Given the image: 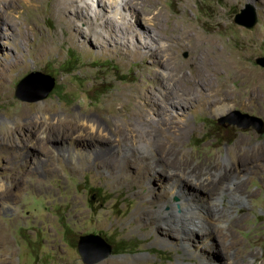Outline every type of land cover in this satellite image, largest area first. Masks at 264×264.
Returning a JSON list of instances; mask_svg holds the SVG:
<instances>
[{"label": "rangeland", "instance_id": "rangeland-1", "mask_svg": "<svg viewBox=\"0 0 264 264\" xmlns=\"http://www.w3.org/2000/svg\"><path fill=\"white\" fill-rule=\"evenodd\" d=\"M129 3L141 14L126 0H0V264H85L78 242L89 234L113 247L96 264H264V135L218 122L236 110L264 120V67L256 63L264 56V0ZM246 5L257 15L250 29L235 23ZM147 25L155 29L156 39L147 38ZM181 36L215 39L219 50L233 54L238 67L251 74L244 78L220 72L229 78L224 92L237 97L225 114L192 103L184 110L169 109L178 116L172 129L177 135L161 139L152 128L164 146L156 150L165 158L163 170L146 176L155 184L130 180L148 162L136 159L130 175L110 179L101 159L88 163L59 151L70 142L87 143V136L113 146L132 141L123 126L137 118L140 101L132 97L138 86L165 101L156 87L166 69L157 64L152 49L171 45L185 74L195 73L194 46L187 38L185 45L180 43ZM32 72L55 79L44 99L39 100L36 85L18 87ZM171 91L173 97L180 94L173 87ZM252 92L261 100L245 102ZM83 118L104 121L108 135L91 133ZM229 156L235 158L230 166ZM49 158L43 168L32 169L33 159ZM94 160H100L95 168ZM164 176H181L179 189L173 191ZM214 177L218 182L229 178L224 185L237 184L247 198L214 195L217 182L208 184ZM150 191V197H139ZM182 199L203 207L211 216L209 224L188 229L180 218ZM143 207L150 209L149 215H131ZM215 212L223 220L216 227ZM218 244L228 252L218 250Z\"/></svg>", "mask_w": 264, "mask_h": 264}, {"label": "bare ground", "instance_id": "bare-ground-1", "mask_svg": "<svg viewBox=\"0 0 264 264\" xmlns=\"http://www.w3.org/2000/svg\"><path fill=\"white\" fill-rule=\"evenodd\" d=\"M118 2L121 3L124 2V0H117V3ZM125 5H127L133 12L141 14L139 10L135 7V5L129 3V0H126ZM138 20H139L138 17H136V22ZM144 30L145 33L147 34L148 39L155 38L154 36L155 29H151V27H148L147 25L146 27H144ZM186 38L190 39V43L194 46L193 48L194 52H196L197 63H196L195 73L191 76H187L185 74V64H183L177 56L171 54V52L173 51L171 45H167L164 43L163 46L155 47L154 49H152L151 51L152 55L156 56V58L159 60L157 64H161V66L165 65L166 70L164 69L165 72L162 71L160 76H158V86L156 87V91H158V93H160L164 97L165 101H158L154 97L155 94L153 92H150L151 90L149 91L144 86L141 87L138 86V91L134 93L132 97L134 101L136 102L140 101L137 105V110H136L137 118H131L130 120L127 121V124L123 126L124 129L123 133H125L128 137H131L132 141L129 140L125 141L123 143L124 146H122L119 143L117 146H113L111 145L110 142H103L102 140L88 138L87 136L86 138L89 140L87 143H81L79 141L70 142L68 145L65 146V148H61L59 151L64 155L68 154L72 156L73 159L75 158L82 160L84 159V161L88 163L90 159H94V157H96L97 159H101L102 161L100 163L102 165V168H108L110 170V175H109L110 179H114L115 177H117V175L129 174L128 168L134 165L133 163L135 162L136 159H139V163H141L142 161L145 163L148 162L149 166L147 167V169L146 170L136 169L137 171L134 172L133 176L131 175L132 177H130V180H132V182L135 181L137 183L140 182L142 183L146 181L147 183L153 184L155 182V179H151V178L147 179L146 176L149 173L155 174L163 170V165H164L163 160L165 159L164 154H160L159 149L156 150V148L164 147L161 144L162 142L160 141L163 136L172 137L173 135H177L172 132V129H174L173 122L174 121L177 122L178 116L175 117L171 113L172 111L170 112L169 109L171 108V109L184 110L186 108H189L192 103H195L203 107L205 111H208L210 113L218 114V115L225 114L230 110L232 104L236 103L237 97L233 95L228 96L226 92H224V86L227 85L229 78L228 76L222 77L220 75V72L225 71L228 74L231 73L233 77H244V78L245 77L248 78L251 74L250 70L246 69V67L245 68L238 67L236 59L233 54H230L229 52L224 50H219L217 47V41L215 39L211 38L206 42H203L202 40L195 41V38L181 36L180 39L178 38V41L185 45ZM164 52L165 54L163 55ZM171 87L176 89V91L180 92V94L174 97L171 96L172 95ZM221 92L224 94V96H222ZM255 99L261 100V97L257 93L252 92V94L245 100V102L256 101ZM151 114L152 115L156 114L161 118L158 120L154 119ZM130 116H132L131 113ZM84 117L86 118V116ZM133 119H137L138 121L137 120L133 121ZM144 121L146 122L143 124ZM179 123H181V120L179 121ZM83 125H87L88 128L90 129V132L93 134L106 136L109 133V129L104 124V121L98 120L96 118L84 119ZM154 127H156V129H158L159 131L158 136L159 138H161L159 140V143L156 140L154 129H152ZM167 142L171 143L169 141ZM125 144L127 145L125 146ZM23 154H25L24 151H22V157L26 156ZM131 154L134 155L135 157L131 156ZM50 159L51 158H49L48 160L46 159V161L40 159H33L34 167L32 169L37 171L38 168H43L45 164H48V161ZM20 160L21 159H19V161ZM99 161L100 160H94L93 161L94 164L91 167H94ZM233 161H235V158L229 156V159L227 160L229 166L232 165ZM167 168L171 169L169 167ZM203 169L206 173L208 172V167H204ZM173 171L174 170H170V172ZM201 171L203 170L201 169ZM180 174L181 176H183V178L185 177V174L183 173ZM230 174H232V176L236 175L235 173H231V172ZM171 176H175V175L171 174L168 177L171 178ZM181 176L175 178L173 177L174 179L172 180H168V177L165 176L163 178L166 179L167 182H169L170 187L173 191H177L179 189L178 184L181 182ZM154 177L156 176L154 175ZM223 179L224 178H222L220 182L217 181L218 178L216 177L210 179L208 183L210 186H213V183L217 182L216 193L215 194L212 193V194L220 196L223 193H228L230 195V198H233L234 200H238L239 198L241 200L242 199L245 200L247 198L245 195L243 196L239 194L240 193L239 189L237 190L235 187L237 186V184L234 185L232 182H228L226 185H224V183L229 178L228 179L226 178L227 180L225 181H222ZM191 180L194 181L196 179L191 178ZM3 189L4 188L2 184L0 185V190ZM140 193H139V197L141 199L147 198L148 196L150 197L152 194L151 191L149 193L143 192L141 193L142 195ZM212 194L209 193L208 195L212 197L214 196ZM215 198L219 199V197H215ZM181 201H182L181 207L184 210V213L181 214L180 218L187 223L186 227L188 229L193 230L189 227L196 226L197 224H201L202 226H204L206 223L209 222L211 216L203 213L202 210H205L203 207H200L199 205L195 204L193 200L182 199ZM7 206L10 205L7 204ZM146 214L147 215L150 214V209L147 207H143L141 210L136 211L131 215H136L140 218V215L142 216ZM214 217L216 218V223L214 224V227L219 226L223 223L222 216H220L217 212H215ZM202 231L204 233L202 232L201 234L204 235L207 234L206 233L207 230H202ZM233 238L235 237L233 236ZM217 248L218 250L223 249L224 251L228 252V249H225L221 244H218ZM233 264H235V262Z\"/></svg>", "mask_w": 264, "mask_h": 264}, {"label": "water", "instance_id": "water-1", "mask_svg": "<svg viewBox=\"0 0 264 264\" xmlns=\"http://www.w3.org/2000/svg\"><path fill=\"white\" fill-rule=\"evenodd\" d=\"M235 23L249 29L253 28L257 23V15L254 8L251 5H246L245 8L236 14ZM256 63L264 67V56L257 58ZM31 85H36L40 88L42 93L39 98L40 100L46 98L54 88L55 79L41 72H32L19 83L18 87L25 88ZM218 122L224 126L235 125L242 129L253 128L261 135H264V120L262 118L241 113L238 110L219 118ZM112 249V245L107 243L103 237L96 234L81 236L78 242V250L85 264H96L105 260L111 255Z\"/></svg>", "mask_w": 264, "mask_h": 264}]
</instances>
